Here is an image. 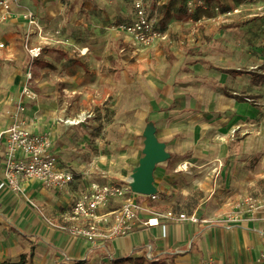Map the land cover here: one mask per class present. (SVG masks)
Returning a JSON list of instances; mask_svg holds the SVG:
<instances>
[{"label":"rangeland","instance_id":"obj_1","mask_svg":"<svg viewBox=\"0 0 264 264\" xmlns=\"http://www.w3.org/2000/svg\"><path fill=\"white\" fill-rule=\"evenodd\" d=\"M147 1L152 18L158 20L160 14L161 29L164 26L170 32L169 45L177 48L187 43L195 47L186 57L184 51L165 57L148 53L142 58L121 53L119 47L124 43L116 36L121 26L131 21L129 0H19L12 12L17 24H12L7 34L11 56L0 59V127L6 128L10 121L8 111L17 110L15 100L25 103L27 111L22 120L28 131L48 132L64 147L61 151L88 150L86 161L89 156L102 157L105 166L98 163V167L116 178L121 172L131 176L139 166L143 128L148 122L159 117L170 123L188 120L185 125L191 142L183 157L168 154L169 175L188 154L198 160L208 152L214 160L206 161L212 173H218L216 180L222 191L190 188L191 176L174 173L168 180V187L177 192L174 206L188 203L191 196L195 202L201 195L207 197L203 217H208L203 219L208 223L213 218H242L239 200L264 197V83L251 85L246 73L264 74V17L256 12L257 20L253 16L246 20L232 17L218 23L216 8L231 10L242 0H209L207 9H195L192 14L188 2L193 0H157L161 6L156 13L152 12L154 0ZM26 12L33 13L36 24L29 25L21 18ZM35 45L43 46V53L35 65L36 82L26 91L25 77L19 78L17 70L31 63L28 49L38 47ZM46 47L56 48L49 51ZM219 69L245 73L231 78ZM68 120L80 122L67 126ZM219 121L224 126H216ZM204 124L210 129L215 126L212 132L229 133L222 143L225 148L219 147L217 137L207 139L198 134ZM90 179H98L97 174ZM120 182L127 186L125 180L120 178ZM184 187L187 192L181 191ZM227 198H232L229 204ZM24 201L43 214L34 200ZM118 205L115 202L112 206ZM44 219L53 228L59 227L54 219ZM0 246L10 255L16 253Z\"/></svg>","mask_w":264,"mask_h":264},{"label":"crops","instance_id":"obj_2","mask_svg":"<svg viewBox=\"0 0 264 264\" xmlns=\"http://www.w3.org/2000/svg\"><path fill=\"white\" fill-rule=\"evenodd\" d=\"M153 2L155 4L153 10L158 12L161 5L157 0H154ZM251 16L254 18L257 15L248 16V14L244 13L241 16H234L233 19L238 18L246 20L251 18ZM159 17L160 14L158 16V21L160 22ZM15 19L16 18L12 17L6 24L1 26V39L4 48L0 49V59H10V50L7 48V34L9 33L11 25L17 24L14 21ZM237 24L239 25V23ZM162 28L167 39L145 51L132 48L127 43L126 39L123 38L122 34L117 32L116 38H119L118 40H122L124 43V45L122 44L119 47V51L121 53H127V55H130L132 58H142L148 53L158 55L156 57H161L162 55L165 57L169 55V53L175 52L174 54H176L179 51H184L183 55L186 57L190 48H195L193 45H188L187 43V45L184 44L182 47L179 45L177 48L169 45L171 43L170 32H166L164 26H162ZM180 44L182 45V43ZM35 46H38L41 49V54L37 59L30 63L32 67V80L29 82V85L36 82L38 71L35 65L38 63V59L43 53V46ZM46 48L49 51H54L56 47ZM4 51L5 54H3ZM28 62H30L29 58ZM26 69L27 66L23 69L17 70L19 78L22 77L24 79ZM224 70L235 69H219L218 71L231 78L243 76H231L228 73L222 72ZM169 94L170 93L168 92L166 97H169ZM236 100L238 103H244L243 101L240 102L239 99ZM19 103L20 102H17L16 100L14 101V104L17 106ZM24 104L21 103L24 110L19 115L16 108L15 111H8L11 114H9L10 121L6 124V128L14 122L16 117L21 119L26 128L25 122L22 120V117L26 115L25 113L27 111L26 105ZM164 110L165 109H162L161 112L165 113ZM186 112L191 113L193 111L186 110ZM187 121L188 120L180 123H170L168 122V119H161L159 117L158 121L154 122L152 120L146 125V127H153L154 136L159 143L164 145V151L166 154V159L157 164L153 170V186L156 190L155 194L157 199L155 201H150L149 199H144L143 197L139 198L137 196L138 201L150 206L152 214L161 215L166 211H172L174 213H183L187 216L196 214L200 219L208 217H203V208H205L204 212L207 210V206L205 205L207 197L202 198L201 195L195 202L191 196L188 199V203L178 207L174 206L177 192L174 191L173 187H168V180H170V178L172 179L175 174L191 176L189 178L190 188H197L201 192H203V190L210 192L213 191L214 193L222 191L220 184L216 180L218 173H212V168L208 166L210 164L206 161L208 159H210V161L214 160L213 157L210 158L211 156L208 152L207 155H203L198 160L195 159V156L193 158L188 154V156L180 160L176 167L174 166L175 168H171V176L169 175L167 170V167H169L170 164V161H168L169 155H171V157H178L181 154L183 157L185 151L188 149V144L191 142L189 139V131L186 130L185 125ZM219 122L220 124L215 125L219 127L221 125L224 126L223 121ZM146 127L143 129L145 130ZM206 127L209 129H206ZM206 127L205 124L202 125L199 131H197L198 134L207 139L209 137L211 139L217 137L218 142H220L219 147L225 148V145L222 143L225 142V137L227 138L229 133L223 135L218 130L213 132L210 131L215 130V126H212L213 129H210L209 125H206ZM4 128L0 127L2 131L6 129ZM2 131H0V134ZM29 132L32 134L49 135L48 132L40 130L38 132ZM49 137L52 141V150L54 154H56L65 166L73 171L74 180L67 187L59 191L46 190L41 187L37 181L26 182L23 186L24 190L22 195L16 194L8 188L0 190V245L12 248L10 250H16L14 255H10L8 249L1 250L2 247L0 246V255L3 257L0 262L16 260V256L32 248V259L29 264H70L74 260L83 259L87 260L88 264H113L114 259L124 256L131 258L143 257L144 254H148L149 252H151L153 258L171 257L173 264H202L203 261L207 259H211L214 262L221 264H257L260 254L264 251V204H262L264 197L261 196L254 198L251 196H245V198L243 197V199L239 200L238 205L242 207L241 212L244 213V217L237 218L234 216L235 219L231 221H229L227 217H223V219L213 218V220H209L210 223L193 225L189 222L172 223L159 218L158 221L160 224H166L165 238H161L160 236V227L148 228L143 226V224L137 223L130 235L114 239L110 246H91L80 237L71 234L68 230H61L58 227L53 228L45 221L44 217L52 218V220L54 219L55 223L59 224V226H63L65 223V220L63 219L65 211L73 203L80 190L86 185L92 182L100 184L112 181L120 182V178L121 180L123 179L121 175L126 176V173L121 172L119 177H116L119 180L117 181L114 177L115 175H111L110 172L104 171L98 167V163L105 166V161L101 160L102 157L98 158L89 156V161H86L85 153L88 152V150L83 149L81 153L68 150L61 151L64 147L59 146V143L57 144L55 139L52 138V135H49ZM169 143H172L171 149L168 148ZM3 153L4 139L0 137V183L3 180ZM199 162L202 163L203 166L196 168L195 164ZM184 167H186L187 170H185ZM96 174L98 179L95 181L91 180L90 177ZM206 174H208L209 178ZM125 182L130 183L126 180ZM199 186H203V189ZM181 191L187 192L186 187L181 189ZM27 198L32 199V201L34 200L33 203L36 202L35 205L37 204L36 206L41 208L43 214L29 206L24 201ZM161 198H163V200ZM231 199L232 198H227L228 204ZM155 204L160 206V209L156 210V206H154ZM250 205L254 208H250ZM58 211H62L63 214H58ZM144 216L145 215L141 216L139 221L141 220V222H143L146 218L152 217L151 215H148L144 218ZM68 225L69 223L66 224V226Z\"/></svg>","mask_w":264,"mask_h":264},{"label":"built area","instance_id":"obj_3","mask_svg":"<svg viewBox=\"0 0 264 264\" xmlns=\"http://www.w3.org/2000/svg\"><path fill=\"white\" fill-rule=\"evenodd\" d=\"M133 9L131 21L119 29V33L126 39L127 43L134 49L147 50L159 42L165 41L167 36L161 29L158 20L150 15V4L147 0H130ZM19 0H0V49L4 48L1 39V26L13 17L12 12L17 7ZM247 5V6H245ZM188 12L192 14L195 9H207L205 0H193L188 2ZM216 11L218 23H225L234 16H240L244 12H259L264 16V0H242L240 4L231 10ZM153 13H156L152 9ZM21 18L29 25L36 24L32 12H26ZM29 59L32 63L41 54L39 47L28 49ZM24 90H28L29 82L32 80L31 64L25 72ZM24 108L21 102L17 106L18 115ZM83 120V119H82ZM77 124V123H76ZM0 137L4 139V153L2 158L3 180L0 190L8 188L16 194H23V186L28 181H37L46 190L59 191L74 180L73 171L65 166L52 150V141L47 134H32L23 125L20 118L5 129ZM147 197L150 201L157 199L156 194ZM117 202L118 206H112ZM264 204V201L262 202ZM250 208H254L250 205ZM151 215L143 222L139 221L141 216ZM65 223L58 228L68 230L71 234L83 239L91 246L107 245L120 237L128 236L137 223L145 227H160L161 238L166 237V224L164 221L177 223L189 222L190 224H207L208 221L200 219L196 214L185 215L166 211L161 215L152 214L151 208L146 203L137 200L129 183L127 186L121 182H92L80 190L73 203L64 213ZM229 217L228 220H234ZM69 223L68 226L66 224ZM151 250V248L149 247ZM149 250V251H150ZM152 259L151 252L143 255ZM202 264H221L211 259L203 261ZM257 264H264V251L260 254Z\"/></svg>","mask_w":264,"mask_h":264},{"label":"water","instance_id":"obj_4","mask_svg":"<svg viewBox=\"0 0 264 264\" xmlns=\"http://www.w3.org/2000/svg\"><path fill=\"white\" fill-rule=\"evenodd\" d=\"M149 132L147 126L143 132L144 147L143 157L139 161V166L131 175L132 181L129 183L133 193L141 196L155 194L153 186V170L155 166L166 159L164 145L159 143L154 136V129Z\"/></svg>","mask_w":264,"mask_h":264},{"label":"trees","instance_id":"obj_5","mask_svg":"<svg viewBox=\"0 0 264 264\" xmlns=\"http://www.w3.org/2000/svg\"><path fill=\"white\" fill-rule=\"evenodd\" d=\"M206 4L209 5V1L205 0ZM209 7V6H208ZM261 17V16H260ZM264 17V16H263ZM254 20H257V18ZM222 72L228 73L231 76H242L245 72L239 70H224ZM249 75V80L252 85L258 86L262 83H264V74L256 73V72H248ZM240 102H242L243 99H239ZM141 198V196H138ZM32 252L33 249L30 248V250L22 253L18 259L16 260H6L3 262H0V264H29V262L32 259ZM168 260V261H167ZM173 264L171 261V257H155L152 259H147L144 256L143 257H135L131 258L128 256L120 257L117 259L113 260V264ZM70 264H88V261L83 259V260H74Z\"/></svg>","mask_w":264,"mask_h":264},{"label":"bare ground","instance_id":"obj_6","mask_svg":"<svg viewBox=\"0 0 264 264\" xmlns=\"http://www.w3.org/2000/svg\"><path fill=\"white\" fill-rule=\"evenodd\" d=\"M82 119H83V115L80 116V120H82ZM79 122H80L79 120H77V121H75V122H71L70 120H68V121L66 122L65 125H67V126H71V125H75L76 123H79ZM148 129H149V130H148L149 132L152 131V129H151L150 126H149ZM220 139H222V138H220ZM184 169L187 170L186 167H184ZM121 176H122V178H123L124 180H126V181H128V182H131V181H132V177H131V176H124V175H121Z\"/></svg>","mask_w":264,"mask_h":264}]
</instances>
